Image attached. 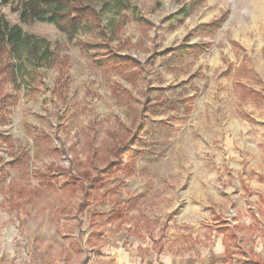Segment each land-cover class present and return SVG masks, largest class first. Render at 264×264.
<instances>
[{"label":"rangeland","instance_id":"1","mask_svg":"<svg viewBox=\"0 0 264 264\" xmlns=\"http://www.w3.org/2000/svg\"><path fill=\"white\" fill-rule=\"evenodd\" d=\"M85 1L98 21L71 38L0 0L52 51L38 66L23 50L2 84L0 264L20 239L68 263L106 232L264 247V0ZM113 54L138 63L115 67Z\"/></svg>","mask_w":264,"mask_h":264},{"label":"crops","instance_id":"2","mask_svg":"<svg viewBox=\"0 0 264 264\" xmlns=\"http://www.w3.org/2000/svg\"><path fill=\"white\" fill-rule=\"evenodd\" d=\"M180 241V236H175L172 243L177 245ZM201 244L205 246L204 249L158 248L148 237L106 232L95 244L89 241L87 247H76L77 252L71 249L72 260L68 263L57 259L51 250L43 253L35 249L31 251L29 260L21 264H76L79 259L84 261L83 264H264L263 244L246 238L228 241L212 237ZM12 263L11 258L9 264Z\"/></svg>","mask_w":264,"mask_h":264},{"label":"trees","instance_id":"3","mask_svg":"<svg viewBox=\"0 0 264 264\" xmlns=\"http://www.w3.org/2000/svg\"><path fill=\"white\" fill-rule=\"evenodd\" d=\"M13 5L22 22L47 20L55 24L60 30L68 33L71 38L77 34L83 23L91 20L98 21V11L95 6L85 0H13ZM190 14L191 10L185 6L169 16L167 20L174 28L176 25L184 23ZM214 25L218 26L220 24L214 21L206 23L202 27L211 28ZM39 42L45 43L44 48H40ZM176 49V47L168 48L167 52L171 53ZM23 50H26L29 56L37 59L36 63H39L38 66L44 65L45 61L52 55L51 47L46 38L25 33L19 23H11L0 12V99L4 96L6 97V94H2V84L9 79H15L16 63L14 57L16 55L19 56ZM104 61L111 63L115 67H126L138 63L132 56L121 54L109 55ZM2 74L7 77H1ZM0 138L6 137L0 135ZM125 149H128V147L123 148L124 152L126 151ZM99 180L101 178L92 181L98 182Z\"/></svg>","mask_w":264,"mask_h":264},{"label":"built area","instance_id":"4","mask_svg":"<svg viewBox=\"0 0 264 264\" xmlns=\"http://www.w3.org/2000/svg\"><path fill=\"white\" fill-rule=\"evenodd\" d=\"M31 247L30 245L23 239H20V245L17 251H14L11 254V258L13 260L12 264H21L31 257Z\"/></svg>","mask_w":264,"mask_h":264}]
</instances>
